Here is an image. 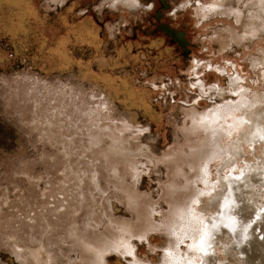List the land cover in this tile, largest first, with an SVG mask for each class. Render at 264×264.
I'll return each mask as SVG.
<instances>
[{
  "label": "rangeland",
  "instance_id": "rangeland-1",
  "mask_svg": "<svg viewBox=\"0 0 264 264\" xmlns=\"http://www.w3.org/2000/svg\"><path fill=\"white\" fill-rule=\"evenodd\" d=\"M58 1L0 0V264H264V0Z\"/></svg>",
  "mask_w": 264,
  "mask_h": 264
},
{
  "label": "bare ground",
  "instance_id": "bare-ground-1",
  "mask_svg": "<svg viewBox=\"0 0 264 264\" xmlns=\"http://www.w3.org/2000/svg\"><path fill=\"white\" fill-rule=\"evenodd\" d=\"M53 1H57V0H53ZM60 1V0H59ZM58 1V2H59ZM117 2H119V3H122L123 5H125V6H127L129 9H131V10H133V9H136L137 7H139V3H138V1L137 0H118ZM259 26V25H258ZM255 117H256V115H255ZM204 128H205V132H206V146H208V147H213L214 145H215V143H216V137H217V132H216V130H215V128L213 127V125H212V122H208V123H206L205 125H204ZM96 142H98L97 140H96ZM240 142V141H239ZM237 145V144H236ZM234 147H235V145H234ZM230 148H233L232 146L230 147ZM237 148H238V146H237ZM237 148H236V150H237ZM114 149H115V152L117 151V148H115L114 147ZM113 149V150H114ZM234 149V148H233ZM228 150V149H227ZM232 150V149H231ZM229 151L228 150V153H230V152H232V151ZM127 151V150H126ZM235 150H233V152H234ZM118 152V151H117ZM237 152V151H236ZM239 152V151H238ZM120 153V152H119ZM231 154V153H230ZM232 155H233V153H232ZM226 157V156H225ZM235 158V157H234ZM229 160H230V156H228L226 159H225V161H223L224 162V164H222V165H226V164H228L229 163ZM234 161V160H233ZM222 185H224V186H226L227 187V183L226 182H221V186ZM217 191V190H216ZM221 195V194H220ZM219 196V195H218ZM219 198V200H220V198H221V196H219L218 197ZM215 199H216V197H215ZM187 212V211H186ZM231 228V227H230ZM229 228V230H231ZM226 232V231H225ZM233 232V231H232ZM243 232V231H242ZM228 234L229 235H231L232 236V238H234V240H236V249L239 251L240 250V247H241V241H240V239H241V237H240V235H236V233H232V234H230L229 232H228ZM244 237V236H243ZM244 240V239H243ZM206 242V241H205ZM198 243V242H197ZM202 244V243H201ZM207 245V244H206ZM112 246H114V245H112ZM111 246V247H112ZM195 246V245H194ZM200 246V245H199ZM206 247V246H205ZM87 249V251L89 252L90 251V249L89 248H86ZM102 249H104V250H107L108 248H107V246H104ZM197 249V248H196ZM104 250H99L98 251V249L95 251V253H99L100 255H101V251L103 252ZM193 250V249H192ZM204 250V249H203ZM207 249H205V251H206ZM197 251V250H196ZM200 252V251H199ZM201 253V252H200ZM38 255L39 254H35V257H38ZM97 256L98 255H95V258L97 259ZM195 259V258H194ZM37 260V259H36Z\"/></svg>",
  "mask_w": 264,
  "mask_h": 264
},
{
  "label": "water",
  "instance_id": "water-1",
  "mask_svg": "<svg viewBox=\"0 0 264 264\" xmlns=\"http://www.w3.org/2000/svg\"><path fill=\"white\" fill-rule=\"evenodd\" d=\"M159 30L181 48H185L188 45V43L183 39L182 34L177 33L173 29L168 28L166 25H160Z\"/></svg>",
  "mask_w": 264,
  "mask_h": 264
}]
</instances>
